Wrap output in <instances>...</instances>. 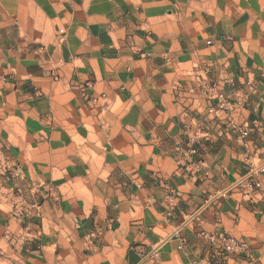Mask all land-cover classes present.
<instances>
[{"label": "crops", "instance_id": "1", "mask_svg": "<svg viewBox=\"0 0 264 264\" xmlns=\"http://www.w3.org/2000/svg\"><path fill=\"white\" fill-rule=\"evenodd\" d=\"M261 164L264 0H0V264H264Z\"/></svg>", "mask_w": 264, "mask_h": 264}, {"label": "built area", "instance_id": "2", "mask_svg": "<svg viewBox=\"0 0 264 264\" xmlns=\"http://www.w3.org/2000/svg\"><path fill=\"white\" fill-rule=\"evenodd\" d=\"M217 97H218L217 109L226 108L227 101L221 95H218ZM230 125H231L230 127L234 129H238V127L231 122ZM241 135L246 136L247 132L244 130L241 132ZM256 170L260 172L264 171V165L261 164L257 166ZM240 188L243 195L246 196L247 199H252L253 194L261 188V183L258 179L253 177L252 173H247L241 179ZM208 238L211 241H215V236L213 234H210ZM219 246L225 252L239 253L246 250V245L244 242L225 236H222L220 238Z\"/></svg>", "mask_w": 264, "mask_h": 264}]
</instances>
